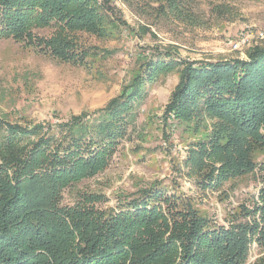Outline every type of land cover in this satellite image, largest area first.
Listing matches in <instances>:
<instances>
[{
    "label": "trees",
    "instance_id": "trees-1",
    "mask_svg": "<svg viewBox=\"0 0 264 264\" xmlns=\"http://www.w3.org/2000/svg\"><path fill=\"white\" fill-rule=\"evenodd\" d=\"M193 1L147 4L159 14L191 20ZM106 5L0 0V36L78 62L87 55L76 48L78 30L103 36L113 30ZM51 24L55 29L48 37L34 32ZM246 55L177 63L159 54L144 59L101 107L59 121L0 117V264H247L252 243L263 253L264 176L249 220L226 225L174 201L154 182L120 194L116 205L104 208L96 205L100 195L76 191L78 182L108 166L135 128L146 86L174 68L178 82L163 121L175 119L182 130L194 126L206 133L187 156L193 174L216 184L254 171L255 154L264 150V43ZM249 264H264V253Z\"/></svg>",
    "mask_w": 264,
    "mask_h": 264
},
{
    "label": "rangeland",
    "instance_id": "rangeland-1",
    "mask_svg": "<svg viewBox=\"0 0 264 264\" xmlns=\"http://www.w3.org/2000/svg\"><path fill=\"white\" fill-rule=\"evenodd\" d=\"M107 3L113 30L104 36L78 30L73 37L76 48L87 50L78 62H63L0 36V117L20 123L68 119L120 93L144 59L150 62L159 54L177 63L246 59L249 48L264 43V0H194L191 20L159 14L147 0H103ZM54 29L51 24L34 32L48 37ZM243 32L253 36L241 49H233L231 41ZM178 77L174 68L146 86L137 103L135 128L120 142L108 166L78 182L76 191L100 195L96 205L104 208L116 205L120 194L154 182L174 201L190 203L215 223H245L259 200L264 150L255 154L254 171L220 183L209 184L208 178L203 181L193 174L187 156L206 133L194 126L182 130L175 119L163 121ZM260 252L252 243L247 264L264 253Z\"/></svg>",
    "mask_w": 264,
    "mask_h": 264
},
{
    "label": "built area",
    "instance_id": "built-area-1",
    "mask_svg": "<svg viewBox=\"0 0 264 264\" xmlns=\"http://www.w3.org/2000/svg\"><path fill=\"white\" fill-rule=\"evenodd\" d=\"M253 36V33L243 32L241 33L237 39L231 41V47L235 50L241 49L242 46L247 45L249 43L250 38Z\"/></svg>",
    "mask_w": 264,
    "mask_h": 264
}]
</instances>
